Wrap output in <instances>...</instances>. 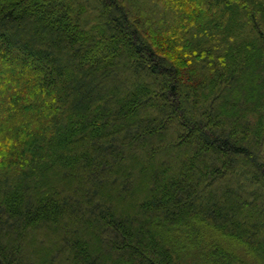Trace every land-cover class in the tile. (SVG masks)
<instances>
[{
	"label": "trees",
	"instance_id": "obj_1",
	"mask_svg": "<svg viewBox=\"0 0 264 264\" xmlns=\"http://www.w3.org/2000/svg\"><path fill=\"white\" fill-rule=\"evenodd\" d=\"M2 57L0 264H264V0H0Z\"/></svg>",
	"mask_w": 264,
	"mask_h": 264
},
{
	"label": "rangeland",
	"instance_id": "obj_2",
	"mask_svg": "<svg viewBox=\"0 0 264 264\" xmlns=\"http://www.w3.org/2000/svg\"><path fill=\"white\" fill-rule=\"evenodd\" d=\"M18 27L15 28V30H17ZM0 67L2 68L3 71H9L10 69H14L15 68V62H7L6 57H2L0 58ZM16 69V68H15Z\"/></svg>",
	"mask_w": 264,
	"mask_h": 264
}]
</instances>
